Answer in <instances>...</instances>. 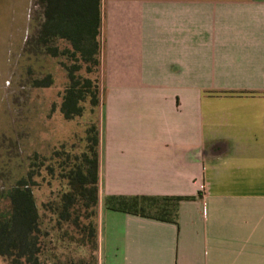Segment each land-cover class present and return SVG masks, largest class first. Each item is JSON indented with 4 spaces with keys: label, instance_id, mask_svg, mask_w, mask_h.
Instances as JSON below:
<instances>
[{
    "label": "crops",
    "instance_id": "crops-1",
    "mask_svg": "<svg viewBox=\"0 0 264 264\" xmlns=\"http://www.w3.org/2000/svg\"><path fill=\"white\" fill-rule=\"evenodd\" d=\"M101 40L98 264H264V0H103Z\"/></svg>",
    "mask_w": 264,
    "mask_h": 264
},
{
    "label": "rangeland",
    "instance_id": "rangeland-1",
    "mask_svg": "<svg viewBox=\"0 0 264 264\" xmlns=\"http://www.w3.org/2000/svg\"><path fill=\"white\" fill-rule=\"evenodd\" d=\"M41 21L39 0H0V217L10 204L4 194L28 173L33 157L38 156L37 161L44 164L34 167L37 184L32 188L47 231L43 264H82L93 257L91 245L82 244L74 225L59 224L55 213L62 193L68 190L59 162L85 150L87 129L100 127L101 110H92L86 101L82 115L64 117L60 105L68 77L61 62L70 61L30 43ZM81 72L87 74L84 69ZM48 74L53 79L50 86H34L33 79ZM50 164L54 173L47 168ZM0 264L9 263L0 255Z\"/></svg>",
    "mask_w": 264,
    "mask_h": 264
},
{
    "label": "trees",
    "instance_id": "trees-1",
    "mask_svg": "<svg viewBox=\"0 0 264 264\" xmlns=\"http://www.w3.org/2000/svg\"><path fill=\"white\" fill-rule=\"evenodd\" d=\"M42 21L30 43L41 52L52 56H64L62 61L68 84L63 93L60 110L64 117L73 119L82 115L84 102L91 109L101 105V33L103 0H39ZM64 44L62 47L61 45ZM84 69V72L81 71ZM92 74L93 76H91ZM52 75L33 79L34 86H50ZM87 145L80 155L62 162L60 176L68 183L57 203V221L69 222L81 233L82 244L91 245V264H98L97 206L99 202V145L100 128L92 125L87 129ZM56 155L61 151L55 150ZM33 157L28 173L19 178L4 196L9 200V209L0 217V255L9 264H43L41 255L47 243V231L43 228L41 214L32 185L35 166L44 161ZM54 173V164L48 165ZM182 196H122L106 198L108 208L162 220L173 211ZM85 261L82 264H89Z\"/></svg>",
    "mask_w": 264,
    "mask_h": 264
}]
</instances>
